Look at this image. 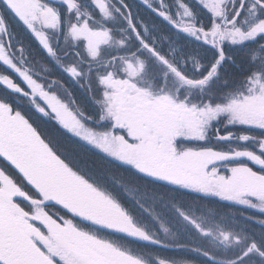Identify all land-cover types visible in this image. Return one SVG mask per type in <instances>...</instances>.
Returning <instances> with one entry per match:
<instances>
[{
    "label": "snow or ice",
    "instance_id": "snow-or-ice-1",
    "mask_svg": "<svg viewBox=\"0 0 264 264\" xmlns=\"http://www.w3.org/2000/svg\"><path fill=\"white\" fill-rule=\"evenodd\" d=\"M250 46L264 0H0V264H143L102 232L166 247L94 157L186 188L264 179V63L223 76Z\"/></svg>",
    "mask_w": 264,
    "mask_h": 264
},
{
    "label": "rangeland",
    "instance_id": "rangeland-1",
    "mask_svg": "<svg viewBox=\"0 0 264 264\" xmlns=\"http://www.w3.org/2000/svg\"><path fill=\"white\" fill-rule=\"evenodd\" d=\"M164 35L165 34H161L162 39ZM168 43L170 47L175 48L177 51L180 50L173 38L169 37ZM190 54L197 56L198 58L200 55L196 50H191ZM225 76L230 81H240L242 78L241 74L238 76L226 74ZM217 90L224 91L223 86L219 82L217 83ZM94 164L99 169L104 168L100 167L96 162H94ZM123 169L124 168L120 166H115L111 169V172L118 174V179H126L130 181L129 173ZM248 175L251 174L249 173ZM237 176L238 175L236 174L229 182L221 181L219 183L205 184L191 188L176 186L173 184L170 185L183 189L180 190L182 192L195 194L198 196L195 199H198L199 197L205 199V196H210L219 199V202L224 201L227 203L241 205L243 208H240V210H246L247 214H239V212L232 209L228 210L230 211L228 213H219L216 211L218 208L208 205L210 202H207V204L197 203L185 197L184 200L186 201V204L177 201L178 206L173 205L175 210L166 206L168 210H166L165 213L170 218L172 217L173 219H171L173 221L160 219L162 224L156 225L155 223H152L148 225L146 230L154 232V241L162 242L169 248L173 247L174 249L184 250L188 249L191 244L180 238L178 234L181 232L189 234L193 233V237H195V239L199 242L200 246L208 247V250L203 255L204 257H199L200 261L197 262H204L205 264H216L220 262L223 264H264V257H261L257 251H264V228L261 227L262 224L259 223L256 218L253 219L250 217L257 211L264 213V193L261 192V190L264 189V186L262 185L264 184V180L261 178L259 183L262 184H259L258 186L253 179L248 178L250 176H246L249 180H238ZM109 181L110 180H107V182ZM112 188L115 189L121 197L129 200L130 197L125 194L126 189L123 188V185L112 186ZM202 188H210L211 191L202 190ZM246 188L248 190H244ZM128 192L131 194L129 187ZM252 192H255L258 195L256 201L253 202L251 200H245L244 196L252 198ZM133 198L140 201L144 197L140 196L139 198H135L133 196ZM257 201L259 202L258 204ZM131 202L134 203V201ZM196 203L199 207L196 206ZM187 208H189V210H187ZM143 213L147 217H153V215L156 214V210L154 208H146ZM114 223L120 228H126L129 231H132L126 221H114ZM164 228H167L168 231L165 232L163 230ZM172 237L173 239H171ZM117 238L118 239L115 240L117 246L122 248L124 251L129 252L132 257L139 258L143 264H160L161 260H163L165 264L197 263L188 260L182 261L169 258L163 259L159 256H155L154 252L152 254L150 249H147L146 252H144V256L137 257L134 253L132 254L128 248H125V246L120 242L121 240H119V237ZM187 239H189V237H187ZM253 243H255L256 248L249 252L248 250L251 248ZM152 244L154 248L161 247L159 244ZM122 259L123 264H134L132 260L127 258Z\"/></svg>",
    "mask_w": 264,
    "mask_h": 264
},
{
    "label": "trees",
    "instance_id": "trees-1",
    "mask_svg": "<svg viewBox=\"0 0 264 264\" xmlns=\"http://www.w3.org/2000/svg\"><path fill=\"white\" fill-rule=\"evenodd\" d=\"M94 160V158H93ZM95 162V161H94ZM130 172V171H129ZM130 181H126L129 184V188L131 190V194L126 190L125 194L128 193L130 197V201H124L125 205L127 207H131V211L133 213L132 216V223L139 229H143L144 232L148 234L154 241L155 234L153 231H147L148 225L155 223L156 225L162 224L161 220L170 221L172 220L165 211L168 210L166 206H169V208H172L175 210L174 206H178L177 201L182 202L183 204H186V201L184 200L185 197L187 199L193 200L197 203H203L207 204V202H210V206L218 208L219 213H227L228 210L233 209L227 204L220 203L216 200H210V199H204L202 197H199L198 199H195V194H189L182 191H179L175 188H172L167 185H163L148 179H144L140 176H137L134 172H130ZM127 187V188H128ZM127 195V194H126ZM187 195V196H185ZM140 196H143L144 198L140 201H137V199ZM191 197V198H190ZM201 200V201H198ZM131 201H134L132 203ZM137 202V203H136ZM196 203V204H197ZM174 205V206H173ZM196 206L199 207L197 204ZM146 208L151 209L154 208L156 210V214L153 215V217H147L143 211L146 210ZM186 208V207H183ZM180 209V208H178ZM177 209V210H178ZM189 210V208H187ZM173 221V220H172ZM158 228V227H156ZM178 236L190 243L188 249H174L169 247H158L154 248L152 245L149 244L150 242L145 241L143 238H130L126 236H122L121 243L125 246V248H128L132 254L134 253L137 257L144 256V252H146L147 249H150L152 254L154 252L155 256H159L163 259L169 258L173 260H182V261H191V262H197L200 261L199 257H204V253L208 250V247L200 246L199 242L193 237V233H183L181 232L178 234ZM198 236V235H197ZM189 237V239H187ZM173 239V237L171 238ZM143 241V242H142ZM186 247V246H184ZM149 256V255H148ZM196 264H205L204 262H197ZM216 264H223L222 262L216 263Z\"/></svg>",
    "mask_w": 264,
    "mask_h": 264
},
{
    "label": "flooded vegetation",
    "instance_id": "flooded-vegetation-1",
    "mask_svg": "<svg viewBox=\"0 0 264 264\" xmlns=\"http://www.w3.org/2000/svg\"><path fill=\"white\" fill-rule=\"evenodd\" d=\"M176 45H177V47H179L178 44H176ZM192 50L194 51L195 49H192ZM231 54L233 56H235V58H236V60H237V62L239 64V67H234L232 65L226 66V68L223 70V76L224 77H226L225 76L226 74H231V75H234V76H238V75L241 74V76L243 78V76L253 67L249 63V58L253 54H256V55H258L260 57V59L258 60V64L264 63V53L260 52V50L257 49L255 46H250V47H247V48L237 49V50L232 51ZM47 68H48V65L45 64L42 60L38 59L37 63L33 66V71L37 72L40 76H43L45 74V70ZM236 82H239V80L236 81ZM214 146L227 147V145H214ZM232 146L235 147L236 145L233 144ZM253 171H255V169H253ZM236 174L238 175L237 176L238 180H249L248 178H250V179H253L258 186H259V184H262V183H259V181L261 180V178L259 176H253L252 173H250L251 175H248L249 172H247V171L241 170V171L237 172ZM246 176H250V177L246 178ZM262 185L264 186V184H262ZM244 190H248V189L246 188ZM263 190H261L262 193H264ZM257 196L258 195L254 192L252 194V198H247L246 196H244V199L245 200H251V201L254 202V201H256ZM258 203L259 202L257 201V204ZM241 207H243V206H241ZM245 208H247V207H245ZM253 216L257 217L256 218L257 221L259 223H261L262 224L261 227L264 228V225H263V223H264V213L257 211V212H255V214H253Z\"/></svg>",
    "mask_w": 264,
    "mask_h": 264
}]
</instances>
